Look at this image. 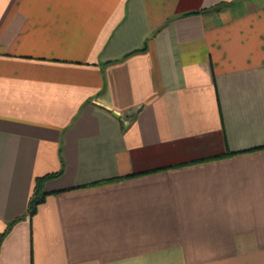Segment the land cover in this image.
I'll return each mask as SVG.
<instances>
[{
	"label": "crops",
	"instance_id": "crops-1",
	"mask_svg": "<svg viewBox=\"0 0 264 264\" xmlns=\"http://www.w3.org/2000/svg\"><path fill=\"white\" fill-rule=\"evenodd\" d=\"M1 235L0 264H264V0H0Z\"/></svg>",
	"mask_w": 264,
	"mask_h": 264
},
{
	"label": "trees",
	"instance_id": "trees-1",
	"mask_svg": "<svg viewBox=\"0 0 264 264\" xmlns=\"http://www.w3.org/2000/svg\"><path fill=\"white\" fill-rule=\"evenodd\" d=\"M62 173H63V168L58 172L49 173V174H46V175L39 177L37 179L35 192H34L33 196L31 197V200L29 203V213H31V214L34 213L37 205L44 199V194L42 193V188H43V184L45 183V181H47L48 179L54 178V177H58ZM3 235L0 236V240L3 237Z\"/></svg>",
	"mask_w": 264,
	"mask_h": 264
}]
</instances>
